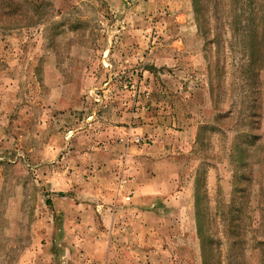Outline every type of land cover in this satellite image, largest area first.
I'll return each mask as SVG.
<instances>
[{
    "label": "rangeland",
    "instance_id": "obj_1",
    "mask_svg": "<svg viewBox=\"0 0 264 264\" xmlns=\"http://www.w3.org/2000/svg\"><path fill=\"white\" fill-rule=\"evenodd\" d=\"M0 264H264V0H0Z\"/></svg>",
    "mask_w": 264,
    "mask_h": 264
},
{
    "label": "crops",
    "instance_id": "obj_2",
    "mask_svg": "<svg viewBox=\"0 0 264 264\" xmlns=\"http://www.w3.org/2000/svg\"><path fill=\"white\" fill-rule=\"evenodd\" d=\"M128 152L129 153L131 152V153L135 154V151L133 149L128 150ZM129 157L131 158V159L129 158L130 160H133L134 162H139V158L134 157V159H133L130 156V154H129ZM158 174L155 177H152L153 181H149V183L144 184L143 187L138 188V190H139L138 191V196L141 195V194H144L145 200L146 199H151V197L154 196V200L155 201H156V199L158 197H161V198H159L160 201L162 200V197H169L170 198V197H173V195L177 197V194H179L178 186H176V189L173 190L175 188V184L172 182V180L175 179L177 175L174 176V175H172L171 172H169V175L163 174L162 176L161 175L159 176ZM164 175H166V176L164 177ZM161 178L167 179V182L165 183L164 186L157 187L155 181L157 179H161ZM149 201H151V200H149ZM98 207H100V206H98ZM150 209L152 210L153 208H150ZM98 212L101 215V217H103V215L106 213L105 211H102V209H100V208L98 209ZM71 222L73 224L71 226L76 228L77 227V223L75 221H73V220H71Z\"/></svg>",
    "mask_w": 264,
    "mask_h": 264
},
{
    "label": "built area",
    "instance_id": "obj_3",
    "mask_svg": "<svg viewBox=\"0 0 264 264\" xmlns=\"http://www.w3.org/2000/svg\"><path fill=\"white\" fill-rule=\"evenodd\" d=\"M136 142H139V139H136ZM126 179H124L121 183H120V185H121V187H125V185H126ZM130 198V193H129V196H126V199L128 200Z\"/></svg>",
    "mask_w": 264,
    "mask_h": 264
}]
</instances>
